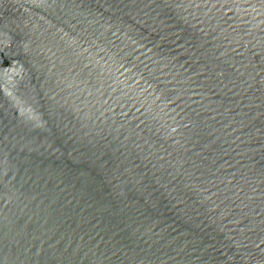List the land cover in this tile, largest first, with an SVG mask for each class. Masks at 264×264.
<instances>
[{"label":"water","instance_id":"obj_1","mask_svg":"<svg viewBox=\"0 0 264 264\" xmlns=\"http://www.w3.org/2000/svg\"><path fill=\"white\" fill-rule=\"evenodd\" d=\"M0 264H264V0H0Z\"/></svg>","mask_w":264,"mask_h":264}]
</instances>
